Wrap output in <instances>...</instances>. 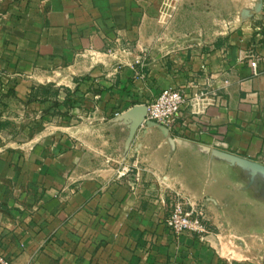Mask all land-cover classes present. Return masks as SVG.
I'll return each instance as SVG.
<instances>
[{"label":"crops","instance_id":"obj_1","mask_svg":"<svg viewBox=\"0 0 264 264\" xmlns=\"http://www.w3.org/2000/svg\"><path fill=\"white\" fill-rule=\"evenodd\" d=\"M157 3L0 0V97L13 82L41 115L54 104L24 113L18 144L0 138V251L16 264H264V175L214 153L264 165V29L220 39L212 18ZM171 87L188 100L176 123L133 133L129 112ZM177 195L204 207L207 240L170 231Z\"/></svg>","mask_w":264,"mask_h":264},{"label":"rangeland","instance_id":"obj_2","mask_svg":"<svg viewBox=\"0 0 264 264\" xmlns=\"http://www.w3.org/2000/svg\"><path fill=\"white\" fill-rule=\"evenodd\" d=\"M195 1L153 0V3L158 2L153 12L156 17L170 16L171 19L174 17H186L187 21H193L194 18H199L200 15H202L204 21L212 18L215 28L213 31L218 33L220 39L238 32L242 34L244 27L247 30L249 29L250 33H259L264 29V0H197L196 4L194 3ZM211 1L213 2L212 8L207 6V3ZM145 11L146 7H144ZM186 26L187 32L195 30L193 24L188 23ZM173 27L174 29L172 30H178L177 23H174ZM143 28L145 30L146 26L144 25ZM155 30L163 31V24L156 25ZM210 42V39L202 41L188 40L187 44L192 43L200 46ZM4 85L7 86L6 90L8 92L4 93L5 97H0V138L7 141L8 144H18L24 138L23 135L25 133L23 131L24 120H22L25 116L24 113L28 115L27 121L37 122L42 118V115H47V112L51 115L52 110H54V104L48 111L43 109L44 114L41 115L42 109H39L38 105L33 103V101H36L35 99H28L26 102L23 99L18 101L15 92L16 85L13 82L5 83ZM51 92L54 93V87H52ZM45 124L47 126L54 125V119H48Z\"/></svg>","mask_w":264,"mask_h":264},{"label":"built area","instance_id":"obj_3","mask_svg":"<svg viewBox=\"0 0 264 264\" xmlns=\"http://www.w3.org/2000/svg\"><path fill=\"white\" fill-rule=\"evenodd\" d=\"M258 63V58H252L250 60V66L255 75L259 73ZM203 94L204 90L195 92L193 99L190 100L191 104L194 106V103L200 100ZM187 102V97L182 90L174 87L165 89L155 100L147 105L145 120L170 126L176 123ZM166 224L170 231L177 236L190 234L201 240H207L211 234L204 207L182 195H177L172 198ZM0 264L16 263L12 258L0 251Z\"/></svg>","mask_w":264,"mask_h":264},{"label":"water","instance_id":"obj_4","mask_svg":"<svg viewBox=\"0 0 264 264\" xmlns=\"http://www.w3.org/2000/svg\"><path fill=\"white\" fill-rule=\"evenodd\" d=\"M137 113H141V115L138 116L137 118H133L134 119V123L132 125L133 133L144 123L146 119V114H147V105L134 107L129 112V116L133 117V115ZM149 123L157 124L154 122H149ZM214 153L221 159L227 160L233 165H237L244 169L250 170L253 174L261 173L264 175V165L260 163L250 161L243 157H240V156H237L231 153L222 152V151H215Z\"/></svg>","mask_w":264,"mask_h":264}]
</instances>
